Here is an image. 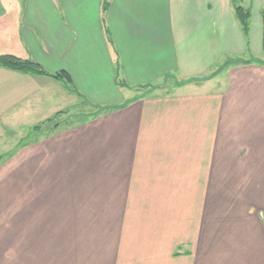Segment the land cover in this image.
Listing matches in <instances>:
<instances>
[{
    "label": "crops",
    "instance_id": "crops-1",
    "mask_svg": "<svg viewBox=\"0 0 264 264\" xmlns=\"http://www.w3.org/2000/svg\"><path fill=\"white\" fill-rule=\"evenodd\" d=\"M107 2L0 0V264H264V0Z\"/></svg>",
    "mask_w": 264,
    "mask_h": 264
},
{
    "label": "rangeland",
    "instance_id": "rangeland-1",
    "mask_svg": "<svg viewBox=\"0 0 264 264\" xmlns=\"http://www.w3.org/2000/svg\"><path fill=\"white\" fill-rule=\"evenodd\" d=\"M167 81V80H166ZM172 80H170V82H171ZM168 82V81H167ZM163 84L164 85H166L164 82H163ZM163 84H161V86L163 85ZM159 85L160 84H155V85H152L150 88L153 90V89H155L156 90V88H161V89H159L158 91H162V89H164V88H162L161 86L159 87ZM147 88V87H146ZM141 91H146V93L148 92V91H150V89H144V88H142V89H140ZM145 93V92H144ZM97 115H99V113L96 111V110H94L93 108H89L85 103H83V104H81L79 107H77V109H75L74 110V112L71 114V119L69 120H67V121H65L64 123H61L63 126L65 125V124H77V123H80V122H82L84 119H86V118H90V117H93V116H97ZM62 122V121H61ZM32 135V134H31ZM15 184V187L17 188V181L14 183ZM12 193L14 194V195H16L17 194V190L15 189V191L13 192L12 191ZM5 205V204H4ZM10 209V208H9ZM10 211L12 212V210L10 209ZM10 218L8 219L9 221H12V223H14V221H16L17 220V216H16V214L14 215V216H12L11 214H10ZM76 216V215H75ZM7 217V211H6V207H2V208H0V231L1 230H3V224H5L6 223V218ZM64 217V216H63ZM75 222H76V217H75ZM15 224V223H14ZM63 224H64V221H63ZM16 225V224H15ZM74 226H77L76 225V223H74ZM2 228V229H1ZM91 233H92V231H90ZM81 233H82V231H81V229L80 228H78V229H76L75 231H74V235H75V241H73V246H72V249H71V251H72V253L73 254H80V249H81V244H80V242L79 241H77V238H80V235H81ZM60 242H61V240H60ZM3 254V250L0 248V260H1V255ZM60 256H61V254H59ZM7 256H11V254L10 253H8L7 254ZM63 256V255H62ZM11 261V260H10ZM59 264H62V263H59ZM69 264H72V263H69Z\"/></svg>",
    "mask_w": 264,
    "mask_h": 264
},
{
    "label": "trees",
    "instance_id": "trees-1",
    "mask_svg": "<svg viewBox=\"0 0 264 264\" xmlns=\"http://www.w3.org/2000/svg\"><path fill=\"white\" fill-rule=\"evenodd\" d=\"M107 0H104L103 3V10L107 8ZM235 12L241 24L243 33H247L248 31V19L249 13L247 10L243 9L242 7L237 6L235 8ZM226 65V64H225ZM0 66L7 67L12 70L21 71V72H29L33 74H42L48 75L53 78H57L59 75H49L45 73L37 64L32 61L24 60L18 57H14L12 55H1L0 56Z\"/></svg>",
    "mask_w": 264,
    "mask_h": 264
}]
</instances>
